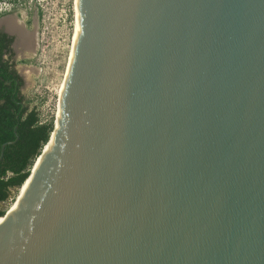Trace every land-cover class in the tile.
I'll return each instance as SVG.
<instances>
[{"label": "water", "instance_id": "water-1", "mask_svg": "<svg viewBox=\"0 0 264 264\" xmlns=\"http://www.w3.org/2000/svg\"><path fill=\"white\" fill-rule=\"evenodd\" d=\"M77 8L0 264H264V0Z\"/></svg>", "mask_w": 264, "mask_h": 264}, {"label": "rangeland", "instance_id": "rangeland-1", "mask_svg": "<svg viewBox=\"0 0 264 264\" xmlns=\"http://www.w3.org/2000/svg\"><path fill=\"white\" fill-rule=\"evenodd\" d=\"M75 0H0V10L13 5L37 17L33 78L25 92L28 102L40 112L41 122H55L61 89L67 73L76 21ZM18 190L0 204L5 212L16 201Z\"/></svg>", "mask_w": 264, "mask_h": 264}, {"label": "trees", "instance_id": "trees-1", "mask_svg": "<svg viewBox=\"0 0 264 264\" xmlns=\"http://www.w3.org/2000/svg\"><path fill=\"white\" fill-rule=\"evenodd\" d=\"M53 130L54 122H41L39 110L26 101L15 85L0 76V155L4 144L19 138L6 147L0 162V204L24 185ZM5 214L0 209V218Z\"/></svg>", "mask_w": 264, "mask_h": 264}, {"label": "flooded vegetation", "instance_id": "flooded-vegetation-1", "mask_svg": "<svg viewBox=\"0 0 264 264\" xmlns=\"http://www.w3.org/2000/svg\"><path fill=\"white\" fill-rule=\"evenodd\" d=\"M37 17L15 5L0 10V76L15 85L28 102L25 89L33 78ZM33 107V106H32Z\"/></svg>", "mask_w": 264, "mask_h": 264}, {"label": "bare ground", "instance_id": "bare-ground-1", "mask_svg": "<svg viewBox=\"0 0 264 264\" xmlns=\"http://www.w3.org/2000/svg\"><path fill=\"white\" fill-rule=\"evenodd\" d=\"M75 1H76V4H75V5H76V7H75V8H76V11H75V13H76V21H75V29H74V35H73V41H72V47H71V54H70L69 63H68V67H67L66 77H67V74H68V71H69L70 63H71V61H72V56H73L74 47H75V42H76V36H77V30H78V26H79L77 0H75ZM66 77H65V79H66ZM64 82H65V80H64ZM63 86H64V83H63ZM62 93H63V87H62V89H61V97H60V98H62ZM60 104H61V99H60ZM60 104H59V109H60ZM56 121L59 122V111H58V114H57V117H56ZM49 146H50V143H49V145H47V147H44V149H45V148H49ZM37 160H38V159H37ZM27 186H28V181H27V182L24 184V186L19 190L16 201L18 200V198H20L21 194L23 193V191L25 190V188H26ZM16 201L12 204V206L8 209V211H10V209H11L12 207L15 206ZM8 211H7V212H8ZM7 212H6V213H7Z\"/></svg>", "mask_w": 264, "mask_h": 264}]
</instances>
